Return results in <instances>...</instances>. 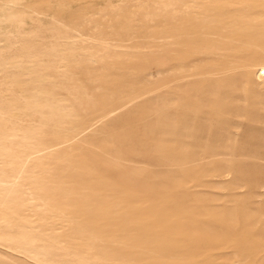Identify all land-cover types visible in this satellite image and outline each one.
I'll use <instances>...</instances> for the list:
<instances>
[{
	"label": "rangeland",
	"instance_id": "374dc122",
	"mask_svg": "<svg viewBox=\"0 0 264 264\" xmlns=\"http://www.w3.org/2000/svg\"><path fill=\"white\" fill-rule=\"evenodd\" d=\"M14 1L0 87L58 66L59 99L18 126L67 128L20 178L19 208L69 251L48 257L264 264V0Z\"/></svg>",
	"mask_w": 264,
	"mask_h": 264
},
{
	"label": "bare ground",
	"instance_id": "6f19581e",
	"mask_svg": "<svg viewBox=\"0 0 264 264\" xmlns=\"http://www.w3.org/2000/svg\"><path fill=\"white\" fill-rule=\"evenodd\" d=\"M16 4L17 3L14 0L4 1L2 3L0 2V24L5 22L6 19L8 18V15L11 12L9 10V8L12 9V6L15 7ZM16 7H18V6H16ZM16 17H19V16H16ZM16 19H18V18H16ZM11 20H12V18H11ZM14 22H16V21L14 20ZM41 22H42V20H41ZM20 25H21V23H20ZM21 26L22 27H20V28H23V25H21ZM27 27H25V28H27ZM18 28L19 27H17V31H18L17 34L15 33L16 35H18L19 30H20V28H19V30H18ZM49 28H51V30L57 31V33H55V36L64 38L66 41L69 42V39L71 38L69 35V32H65V33L63 31L61 32V26H59L56 22H53V24H51V26H49ZM0 32H2V31H0ZM21 34H22V31H21ZM21 34H20V36H21ZM4 37H6V35ZM72 37H73V35H72ZM3 39L4 38H2V40ZM71 40H72V38H71ZM5 41H6V39H5ZM5 41L3 42V44L6 45L7 42L5 43ZM66 41L63 43H66ZM0 42H2V41L0 40ZM3 44H2V46H3ZM29 45H31V44H29ZM56 45H57V43H56ZM59 45H64V44H59ZM67 45H69V44H67ZM2 46H0V47H2ZM52 47H54V46H52ZM2 48H1L0 52L2 51ZM4 48H6V46ZM4 48H3V50H4ZM64 48H65V46L63 47V49ZM8 49H6V50H8ZM63 49H62V51H63ZM4 52H6V51H4ZM4 52H2L3 55H4ZM2 53H0V70L2 69L4 71L5 68L10 69V67L15 66L16 63L15 64L12 63L13 61H10L11 59H9L10 57L9 58L7 57L8 55L6 56V58H8V59H4L3 58L4 56L1 55ZM63 55L66 56V54H63ZM68 57H69V55H68ZM63 59H65V58H63ZM43 65H41V66H43ZM44 67L47 68V66H43V68L40 67L39 69L34 68L32 70L31 69L28 70V68H29L28 67L19 76L22 78V80H20L19 77H16L15 82L12 83L11 85L7 86L6 92H8V93H6V94H4L5 91L2 90V88L0 87V93H1L0 94L1 95L0 96V253L3 254V259H5L6 261H8V262L10 261V262H14V263L19 262L20 264H24L25 262H29V261H33V262H35V264L36 263L37 264H60L59 262L51 260L48 257L47 243H44L43 241L48 242L51 246H54L58 251L64 250L66 252V254H68V252H69L67 247H65V245H63L62 241L59 239L58 236H56L55 233L52 232V235H51V234H49V232L47 233L46 231L40 230L41 227L39 225L38 226L36 225V220H35L36 217L35 218L32 217L33 218L32 219L31 216L29 215V213L27 214L28 211L26 210V208H27L26 206H30V202H27V200L24 197H23L24 199L21 198V196L23 195L22 192L26 190V189L25 190L22 189V185L24 183L22 184L21 179H20V178H22V176L26 170L23 167V163L25 162V160L26 161L28 160V161H30V163L33 164L34 161H36L37 158L40 157L39 154H41L40 152L43 151V149L37 150V147L40 145V142L43 141L45 136H47L49 134L56 135V133L64 132L65 130L67 131V128H65V127L63 128L62 126L54 127L55 128L54 131L49 132V133H46L43 129L41 130V128H34L33 125H31V126H24L23 125V127H24V129H23V128H21L23 122L22 123L20 122L21 126H18L20 124L18 122V120H20V119H18V116L20 115V113L18 115V112H21V113L24 112V114H26V116H27L29 111H32L31 113H33V115L35 117V115H37L39 113H43V108L46 105L53 107L55 104V101H57L59 99V97H58L59 92L57 91L56 86L54 84L55 81L52 78V77H54L56 70L58 71V68L55 70V68L58 66H55L54 70H52L53 68L52 69H46ZM48 67L51 68L50 65ZM52 67H53V64H52ZM32 68H33V66H32ZM258 73L260 74L259 77H262V75H264V65H262L258 69ZM22 83H25L24 87L21 86ZM44 111H45V109H44ZM31 113L28 116L31 117V115H32ZM54 113L55 112H53V110H52V114H49V115H51L50 117H52V115H55ZM56 113H58V112L56 111ZM22 115H20V116H22ZM68 123H70V122H68ZM64 142H66V141H58L54 146L60 145ZM17 148H20V149L17 150ZM6 150L7 151L9 150L8 153ZM31 161H33V162H31ZM28 171L29 170H27V172ZM28 173H30V172H28ZM231 173H232L231 170L228 169L224 174L226 176L227 183L229 185H232V186L234 185L238 188L241 187L242 185L238 184V181L236 180V178L231 176ZM31 175H34V174H31ZM22 182H24V181H22ZM263 188H264V186H263ZM26 191L28 192V189ZM19 192L21 194H19ZM19 195H21V196L19 197ZM234 196H235V194H234ZM18 200L21 201L20 202L21 204H22V202L24 204L26 201L27 202L26 203L27 205H25L26 208H24V209L22 208V210H21L19 208L20 204H18L19 203ZM28 203H29V205H28ZM30 207H28V208H30ZM86 210L89 213L94 211V210L89 211V209H87V208H86ZM25 211H27V212L25 213ZM29 211H30V209H29ZM72 220L76 221V219H73V217H72ZM53 234H55V235H53ZM96 257L97 256L90 257V256L80 255V254L75 253V255L73 257L74 260L71 262H67L66 264H97V261L94 260Z\"/></svg>",
	"mask_w": 264,
	"mask_h": 264
}]
</instances>
